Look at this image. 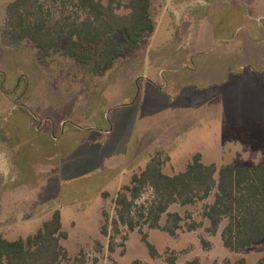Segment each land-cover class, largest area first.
<instances>
[{
	"label": "rangeland",
	"instance_id": "1",
	"mask_svg": "<svg viewBox=\"0 0 264 264\" xmlns=\"http://www.w3.org/2000/svg\"><path fill=\"white\" fill-rule=\"evenodd\" d=\"M13 1L0 0V141H5L0 171L7 165L0 177V234L26 238L59 211L68 234L63 247L70 258L84 251L87 264L94 258L98 264H166L171 251L176 264L194 259L255 264L263 258L264 242L228 251L220 233L205 232L206 221L203 228L181 230L174 238L144 228L159 259L149 256L137 231L109 254L100 225L102 209L114 215L112 200L119 189L157 152L169 158L163 167L168 176L184 172L197 153L203 164L218 168L264 167V0H246L236 8L249 21L231 20L230 11L214 3L151 0L154 33L145 34L103 77L77 66L64 43L49 51L30 41L5 46L1 34ZM236 26L246 39L230 45L228 55L229 32ZM224 67L231 74L223 82ZM22 111L33 129L40 123L41 133L51 132L53 145L25 131L11 132ZM201 208L173 205L169 212L188 213L200 222Z\"/></svg>",
	"mask_w": 264,
	"mask_h": 264
},
{
	"label": "trees",
	"instance_id": "2",
	"mask_svg": "<svg viewBox=\"0 0 264 264\" xmlns=\"http://www.w3.org/2000/svg\"><path fill=\"white\" fill-rule=\"evenodd\" d=\"M153 17L151 0H14L6 7L1 38L7 47L30 41L42 51L58 49L64 43L65 53L77 66H89L93 76L103 77L145 34L154 32ZM168 162L167 156L157 152L144 170L119 189L112 200L114 215L102 209L100 235L108 240L109 254L124 247L128 234L137 231L149 256L159 259L144 228L174 238L181 230L203 228L204 221L208 224L205 232L211 236L220 233L228 251L238 253L264 242V167L228 164L218 168L203 164L197 153L184 172L168 176L163 173ZM211 197L213 201L208 202ZM198 204H202L200 222L188 213L182 217L169 212L173 205ZM67 239L60 213L55 211L26 238L8 240L0 234V264H87L82 250L74 258L68 256L62 245ZM201 243L210 247L203 239ZM170 253L165 263L176 264L177 254ZM93 264H98L97 258ZM186 264L201 263L194 259ZM236 264L245 262L241 259ZM255 264H264V257Z\"/></svg>",
	"mask_w": 264,
	"mask_h": 264
},
{
	"label": "crops",
	"instance_id": "3",
	"mask_svg": "<svg viewBox=\"0 0 264 264\" xmlns=\"http://www.w3.org/2000/svg\"><path fill=\"white\" fill-rule=\"evenodd\" d=\"M196 1L199 2V5H203V6L209 5L211 3H214V5H221L223 9H228L230 11V16L229 17L231 18V20L239 21V19L242 17V20L244 19L246 21H249L248 18L245 16L247 14H245V15H242L240 13L238 14V12L236 11V8L239 7V5L242 6V7H243V5H247L246 0H213L212 2H210L211 0L210 1L196 0ZM255 26L258 28L257 25H255ZM155 28H156V23H155ZM237 29H238L237 26H236V28L234 27V28L230 29V32H229L230 33V38H229V40H227L229 42V47L227 49H225L226 50L225 53H227L228 55H232V50L230 49V45L232 47L233 46L236 47L237 45L242 44V42H244V39H246V36L239 37V33H237ZM247 38H250V37L247 36ZM225 72H226L227 76H224L222 78L223 82L226 81L227 79H229L230 78V74H231V72L228 69H226V68H225ZM25 112H23V111L21 112V113H23L22 117H21V122H20L21 124L19 123V124H16L14 127H12L10 129L11 132H13L14 129L16 131H18V130L25 131L26 135H28V133H29L30 137L32 139H36V138H38V136H40L41 138H43V142L42 143H46L48 145H50V144L53 145L54 143H53L52 138H51V135H52L51 132L50 131H47L45 133L36 132L33 129V127L31 126V120H30L31 118L29 117V115H27V112L26 113ZM25 115H27V116H25ZM2 143L5 144V141L3 140V142H1V144ZM23 144H24V141L23 142H18L17 145L15 146V148L21 147ZM3 169H4L3 171H0V177L4 176L5 169H7V165L6 164H5V167Z\"/></svg>",
	"mask_w": 264,
	"mask_h": 264
},
{
	"label": "flooded vegetation",
	"instance_id": "4",
	"mask_svg": "<svg viewBox=\"0 0 264 264\" xmlns=\"http://www.w3.org/2000/svg\"><path fill=\"white\" fill-rule=\"evenodd\" d=\"M37 122H38V121H37ZM41 125H42V124H41ZM41 125H40V123H38L37 126H35L34 130L37 131V132H39V133H41V131H40V130H41V128H40Z\"/></svg>",
	"mask_w": 264,
	"mask_h": 264
}]
</instances>
